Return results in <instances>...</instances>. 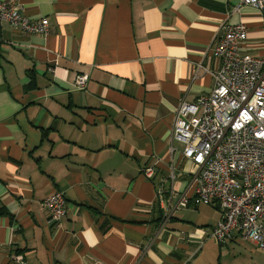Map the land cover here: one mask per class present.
Masks as SVG:
<instances>
[{
	"label": "crops",
	"instance_id": "1",
	"mask_svg": "<svg viewBox=\"0 0 264 264\" xmlns=\"http://www.w3.org/2000/svg\"><path fill=\"white\" fill-rule=\"evenodd\" d=\"M0 1L49 23L46 34H26L0 22V264L17 255L27 264H264L249 241L209 238L216 207L178 206L199 169L170 140L180 104L213 87L210 51L224 26L244 24L241 52L264 55L256 8L234 12L241 0ZM79 74L89 78L84 90L73 85ZM55 191L66 205L58 227L42 208Z\"/></svg>",
	"mask_w": 264,
	"mask_h": 264
},
{
	"label": "built area",
	"instance_id": "2",
	"mask_svg": "<svg viewBox=\"0 0 264 264\" xmlns=\"http://www.w3.org/2000/svg\"><path fill=\"white\" fill-rule=\"evenodd\" d=\"M261 15L264 36V0H241ZM0 22H8L26 34H46V19L33 23L18 9L0 1ZM247 35L244 24L226 25L211 49L216 64L213 87L195 104L182 103L177 109L170 140L181 145L180 159L198 167L191 180V196H181L178 206H214L220 219L209 236L218 245L234 238L249 241L264 251V55L251 57L241 52ZM88 75L74 78V88L84 90ZM174 167V166H173ZM178 169V167H174ZM147 179L152 169L142 171ZM174 193L171 190L170 195ZM164 191L160 189L157 197ZM49 213L48 225L58 227L66 215L63 192L55 191L42 201ZM167 222V215L163 217ZM13 264H27L21 255Z\"/></svg>",
	"mask_w": 264,
	"mask_h": 264
},
{
	"label": "rangeland",
	"instance_id": "3",
	"mask_svg": "<svg viewBox=\"0 0 264 264\" xmlns=\"http://www.w3.org/2000/svg\"><path fill=\"white\" fill-rule=\"evenodd\" d=\"M251 249H250V254H252V256H253V258L255 259V260H257V259H259L260 261H264V255L260 252V251H258V249L257 248H255V247H250Z\"/></svg>",
	"mask_w": 264,
	"mask_h": 264
}]
</instances>
